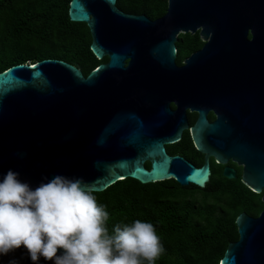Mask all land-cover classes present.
<instances>
[{
    "label": "water",
    "instance_id": "obj_1",
    "mask_svg": "<svg viewBox=\"0 0 264 264\" xmlns=\"http://www.w3.org/2000/svg\"><path fill=\"white\" fill-rule=\"evenodd\" d=\"M67 15L86 24L90 50L106 60L86 74L55 57L0 70V179L12 170L33 188L56 175L96 191L126 176L201 187L214 155L240 163L254 191L264 187V0H166L155 18L115 0H68ZM196 29L203 43L180 63L177 34ZM190 107L208 162L168 143L193 120ZM235 222L219 264H264V205ZM10 261L32 264L23 248L0 256Z\"/></svg>",
    "mask_w": 264,
    "mask_h": 264
},
{
    "label": "trees",
    "instance_id": "obj_2",
    "mask_svg": "<svg viewBox=\"0 0 264 264\" xmlns=\"http://www.w3.org/2000/svg\"><path fill=\"white\" fill-rule=\"evenodd\" d=\"M67 3L68 0H0V70L18 62L55 57L86 74L106 60L105 55L98 59L90 50L86 24L68 18ZM115 4L123 11L155 18L164 12L166 0H115ZM177 42L181 46L178 61L201 44L197 33L188 31L179 32ZM200 191L171 178L139 182L126 176L93 194L109 213L106 227L110 234L117 226L137 219L155 226L163 246L155 264H207L212 259L215 264L227 239L234 236L237 212L255 213L262 204L258 195L253 196L238 179L225 180L213 195L198 201ZM215 212L226 216L214 217ZM211 237L216 239L212 241Z\"/></svg>",
    "mask_w": 264,
    "mask_h": 264
},
{
    "label": "clouds",
    "instance_id": "obj_3",
    "mask_svg": "<svg viewBox=\"0 0 264 264\" xmlns=\"http://www.w3.org/2000/svg\"><path fill=\"white\" fill-rule=\"evenodd\" d=\"M18 176L9 170L0 179V256L23 248L32 264H155L162 254L150 222L110 234L109 213L81 179L56 175L33 188Z\"/></svg>",
    "mask_w": 264,
    "mask_h": 264
},
{
    "label": "flooded vegetation",
    "instance_id": "obj_4",
    "mask_svg": "<svg viewBox=\"0 0 264 264\" xmlns=\"http://www.w3.org/2000/svg\"><path fill=\"white\" fill-rule=\"evenodd\" d=\"M194 32L197 33L199 39L201 40V44L198 47L195 48V49H198L202 45L203 40H202V38L199 35L198 29H196L195 31L190 32V33H194ZM195 49H193V50H195ZM188 54H186L183 57H181V59L179 60V62L182 63L183 58L185 56H187ZM204 108L206 109L205 110V114H207V106H204ZM196 114H197V110L196 109H192L190 107V116L192 117L193 120H190L189 122H187V128H184V131H182L180 133V135H179L178 138H176L174 141H171V142H168V143L169 144H172V152L173 153L183 152V153H186L190 158L197 159L198 161H200L201 163H203L204 159H206L207 162L210 161L211 160V155L210 154H205V152H202V151L198 150L196 148V146H195V143H194L193 139H192L190 125L195 120ZM211 114H212V119H213L214 116H215L213 108H211ZM212 159L215 162V170L213 171V173L209 177H207V180L204 182L203 186L200 187V186H196V185L191 184V183L186 184V185H192L194 187H197L199 190H201L200 192H201L202 196H199V199H197L198 201H200V200H202L204 198H207L210 195H213L216 191L219 190L220 184L222 182H224L225 180H227V179H231V180L238 179V181L240 183H242L243 185H245V187H247L252 192V195L253 196H256V194L258 195L259 201L262 204L261 208L263 207L264 202L261 199V196L264 193V187H262L259 191H254L247 183H245L242 180V178H241V164L240 163H237L234 160V158H232V157H227L224 161H219L214 155H212ZM223 166L231 167L234 170V175L232 177H226V176L222 175L221 170H222V167ZM214 174H215V177L212 176ZM171 179H173V178H171ZM174 181H176V180H174ZM179 185H181V184H179ZM203 195L204 196L206 195V197H203ZM260 209L257 212L253 213V214L259 215ZM240 212H244L245 213L247 211L241 210V211L237 212V214L234 216V229H233L234 236L232 238L227 239L224 248L226 247L227 243L236 240V238L238 237V232H237V226H236L235 219H236V217L238 216V214ZM213 216L214 217H223L224 218V216H226V214L225 213H221V212H215L213 214ZM212 232H213V230H212ZM214 232H217L218 233V232H222V230L215 229ZM214 239H216V237H211L210 238V240H212V241ZM224 248L222 249V252H223ZM222 252H221L220 256L222 255ZM213 255H214V253L212 254V256ZM220 256L216 260L215 264H219V258H220ZM207 264H214L213 259L210 260Z\"/></svg>",
    "mask_w": 264,
    "mask_h": 264
},
{
    "label": "rangeland",
    "instance_id": "obj_5",
    "mask_svg": "<svg viewBox=\"0 0 264 264\" xmlns=\"http://www.w3.org/2000/svg\"><path fill=\"white\" fill-rule=\"evenodd\" d=\"M198 195L200 196V193H198Z\"/></svg>",
    "mask_w": 264,
    "mask_h": 264
}]
</instances>
